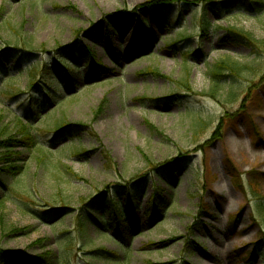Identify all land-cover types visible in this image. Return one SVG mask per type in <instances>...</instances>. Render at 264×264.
<instances>
[{"label":"rangeland","instance_id":"374dc122","mask_svg":"<svg viewBox=\"0 0 264 264\" xmlns=\"http://www.w3.org/2000/svg\"><path fill=\"white\" fill-rule=\"evenodd\" d=\"M150 1L0 0V135L18 117L42 147L6 186L0 217L18 231L0 223V250L60 264H264V46L232 36L263 43L264 10L141 7ZM57 58L78 67L74 79ZM224 59L250 69L224 73L212 93L209 72ZM35 62L48 71L32 72L37 91ZM126 195L133 223H145L152 195L165 201L161 219L118 239L104 215L108 234L88 225L81 238L86 204L124 206Z\"/></svg>","mask_w":264,"mask_h":264},{"label":"trees","instance_id":"16d2710c","mask_svg":"<svg viewBox=\"0 0 264 264\" xmlns=\"http://www.w3.org/2000/svg\"><path fill=\"white\" fill-rule=\"evenodd\" d=\"M170 1L171 0H151L146 4H143L141 7L152 6L156 9L164 10L169 7L168 5H170ZM263 2L264 0H225L223 3L219 4V9H221V11H231L238 7H241L246 9L248 13H260L261 10H264ZM126 16L132 17L133 13L127 14ZM112 18L117 19L120 18V16H113ZM208 25L209 21L205 17H203L200 22L201 31L204 32L205 30H207ZM141 26L143 27L142 24ZM125 27H128V25L126 24ZM118 28L120 27L118 26ZM232 32H234L232 36L235 38V40L247 41L250 46H254L257 50L259 49V46H264V42H254L253 40H251L249 35H246L243 32H238L237 30H232ZM133 38H136L135 35L133 36ZM247 43L244 44L248 45ZM22 46L30 49V46ZM84 52L87 51L85 50ZM72 58L75 61H77L78 59L76 55ZM58 60L61 65H64L67 61L64 58H58ZM35 63L36 66H32L31 76H29V78L33 80L30 82L29 89L33 91H37L38 89L40 90V86L44 85H40V82H38L37 79L35 80V73L33 74L32 72L39 71L43 78L48 75V71L46 70V68H44V66H38L39 64L41 65V62ZM77 68L78 67L69 68L66 66L58 67L56 68V70H61L64 75H66L70 79H74L75 72L78 70ZM248 68V66H241L236 62L230 61L229 59L219 61L212 67L209 72L211 81L213 83L211 92L216 93L218 88H220V80L224 73L228 72L232 76H238L240 71L243 72V70ZM228 97L234 98L235 93L233 91H229ZM11 124L13 125L12 132H6L4 135H0V208L3 207V205L5 204V200L8 199V191L5 190H7V184L9 183V181L16 180L25 173L27 168L26 166L30 162L31 158L33 157L32 155L36 150L41 151L42 153V147L39 145L36 137L31 135L32 127L30 123L24 122L22 119L15 117L12 120ZM62 127H58L57 130L62 129ZM14 132L17 133L14 134ZM19 147H22L26 153H30L29 158L25 162H23V160L20 158L21 154L16 152V149ZM9 188L10 187H8V189ZM124 198V206L109 203L107 207H104L103 203H101L98 208H95V204H93V201H90L88 204H86V206L91 207L93 212L87 214V216L77 221L76 228L79 231L78 233L79 235H81V238L83 236H86L85 230L88 228V225L95 227L100 234H108L106 228L100 226V224L102 225V221H104V215H107V217L112 220L114 226L119 228V235L117 236L118 239L125 236H131L133 232L141 233V231L143 229H146V227H148L149 223H151V221H153L155 217V219L160 217V211L165 206V201H160L158 198L152 195L148 200L146 208L143 211V218L145 220V223L139 227L136 222L133 223L135 217V208L131 197H128L126 195ZM96 212H102V214L99 216L96 214ZM61 213L62 212H60L59 210L51 209L46 213V215L49 217V219H53L57 217L58 214L61 216ZM125 216H129L128 221L130 222V226H123V223L125 222L122 221V219ZM160 219L161 217L159 218V220ZM99 220H101V222ZM0 223H2V227L9 233L18 231L16 227H14V225L3 226V216L0 217ZM150 246H155V244H150ZM2 262L11 264H60L61 260H57L55 255H53V258H50L48 256L27 257L26 255L21 253L0 250V263Z\"/></svg>","mask_w":264,"mask_h":264}]
</instances>
